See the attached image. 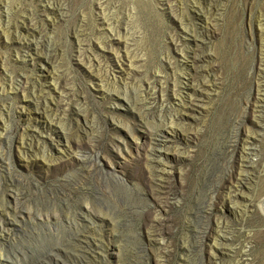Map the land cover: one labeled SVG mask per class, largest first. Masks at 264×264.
Returning <instances> with one entry per match:
<instances>
[{"label": "rangeland", "instance_id": "1", "mask_svg": "<svg viewBox=\"0 0 264 264\" xmlns=\"http://www.w3.org/2000/svg\"><path fill=\"white\" fill-rule=\"evenodd\" d=\"M0 264H264V0H0Z\"/></svg>", "mask_w": 264, "mask_h": 264}, {"label": "bare ground", "instance_id": "2", "mask_svg": "<svg viewBox=\"0 0 264 264\" xmlns=\"http://www.w3.org/2000/svg\"><path fill=\"white\" fill-rule=\"evenodd\" d=\"M187 81H189L188 78L185 80V83H184L185 86L182 87V89H184V91L186 89V91L184 92L186 95H188L189 88H192V90H197L192 85H190L189 82L187 83ZM23 83L24 82H22L21 84H23ZM36 90L38 92L33 93V96L35 97L34 99L39 98L38 93H39V91H41L40 89H37V88H36ZM157 91H162V90L159 88L157 90H152L151 92H148L147 94L149 95V97L151 96L152 99H156L157 98L156 93H158ZM194 98H196V96H193V95L189 96L190 100H193ZM250 105L253 106V103H249V101H247L246 102V108L249 109ZM149 134H150V137L152 139V142L143 151L144 155L148 154V156L153 154L152 151L157 149L158 145L161 144V141L163 139L162 138L163 137L162 128L156 127L153 131H150ZM26 136H31V135L29 132H26ZM230 137L232 138V136H230ZM77 138H78V140L75 142V145L73 147V155L79 161L80 176L78 178V181L72 182V185L74 187H77V189L78 188L83 189V192L86 194L98 193V191L102 187V180H101V177L98 173L97 166L95 163V151H96L95 139L94 138L85 139V137H83L81 135H77ZM231 138H229V140L232 142V144L229 141V144L227 145L228 148L235 145L234 140ZM242 166H246V165H242ZM148 173L152 179L157 180V178H160V179H158V180H160V182L157 184L158 191L160 192V199H161L160 205L168 204L170 202L172 203V200L175 199V197L177 195V191L175 189H173L172 186H166V184L163 183L164 178L161 175V174H163V170L160 169L156 165H153V166L148 165ZM191 217L198 222H202V218L204 217L202 207L200 206L199 208H197L196 212H193ZM162 224H163L162 221H160L159 219H154L151 222V224H150L151 230L150 231H151L152 235L162 236V233H163L162 229H161V227H163V226H161ZM205 237H206L205 231L200 228L199 230L195 231L192 234V238L194 239V241H192V242L196 247L199 248L202 246V242L204 241ZM67 241H69V240H67ZM158 249H160L162 256L167 255V253L169 252V246L167 243L161 244Z\"/></svg>", "mask_w": 264, "mask_h": 264}]
</instances>
